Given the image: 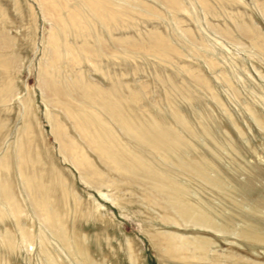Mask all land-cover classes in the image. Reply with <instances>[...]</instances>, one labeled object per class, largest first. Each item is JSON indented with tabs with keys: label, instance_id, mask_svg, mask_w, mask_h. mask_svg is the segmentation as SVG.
I'll return each mask as SVG.
<instances>
[{
	"label": "rangeland",
	"instance_id": "374dc122",
	"mask_svg": "<svg viewBox=\"0 0 264 264\" xmlns=\"http://www.w3.org/2000/svg\"><path fill=\"white\" fill-rule=\"evenodd\" d=\"M204 1L205 12L196 0H179L186 12L173 14L160 2L142 0L155 9L154 16L136 8L131 16H121L116 32H109V36L131 35L145 42L151 31H158L176 51L168 61L123 52L97 29L112 55L93 60L96 71L90 63H84L82 70L86 80H97L104 86L121 83L123 94L141 87L140 104L145 107L146 118L158 115L165 124L177 127L172 116L175 112L186 121L192 135L182 128L181 134L189 141L181 150L182 158L204 165L212 187L176 172L177 176L172 163L175 157L161 160L155 168L171 175L174 184L188 188L190 202L211 216L222 232L165 222L164 213L147 202L144 189L138 186L115 181L111 189L101 188V195L85 186L67 164L59 162L47 116H58L70 135L76 136L61 111L36 89L39 66L48 56L49 23L33 0H0V29L8 26L7 34L16 39L14 50L21 58L16 86L24 99L29 93L32 96L27 113L34 126L31 145L47 159L36 163L34 171H25V180L36 184L37 190L39 185L49 189L45 192L47 203L70 239L65 252L54 241L41 243V237L49 236L38 237L42 230L19 193V178L12 169H1L0 185L1 178L11 180L18 207L14 210L15 225L8 215L10 210L0 205V264H264V0ZM130 3L137 5L138 0ZM246 29L249 33L243 34ZM61 74L62 82L72 79L66 69ZM21 114L14 98L0 105V121L14 132L9 133L8 142L15 139V131L24 120ZM49 160L62 173L70 197L65 199L50 187L45 172ZM97 166L106 171L98 162ZM105 173L109 179L118 178ZM169 234L193 246L179 252L187 259L167 256L164 237ZM199 239L209 244L206 253L195 250L199 245L192 242ZM190 254L196 257L191 259Z\"/></svg>",
	"mask_w": 264,
	"mask_h": 264
},
{
	"label": "bare ground",
	"instance_id": "6f19581e",
	"mask_svg": "<svg viewBox=\"0 0 264 264\" xmlns=\"http://www.w3.org/2000/svg\"><path fill=\"white\" fill-rule=\"evenodd\" d=\"M153 1L160 2L170 13L186 12L179 0ZM33 2L44 17L43 20L49 23L48 56L39 66L38 73L40 70L41 72L36 82V89L50 105L61 111L63 118L67 120L72 133L76 136L74 138L70 135L69 128L59 120L58 116H47L50 135L57 145L56 154L60 156L59 162L67 164L76 172L85 186L96 190L101 195L100 189H111L115 181L127 186H138L144 189V198L147 202L164 213L162 219L165 222H181L185 226L222 232L223 230L215 224L211 216L209 217L205 214L206 212L204 213L202 209L190 202L188 188L181 184H174L171 175H163L155 168L161 160L163 162L169 160L168 157H175L174 161L171 158L170 160L175 164L173 170L177 176L179 174L192 177L212 187L211 178L208 179V170L204 165L189 163L186 158H182L181 150L185 149L189 142L181 134L182 128L186 134L192 135V131L185 127L186 121L175 112L172 116L177 122V127L165 124L158 115L149 114L146 118L143 113L145 107L140 104L141 87L132 89L127 87L129 90L123 94L121 83L104 86L97 80H86V71L82 70L84 63H90L94 66L92 70L96 71L93 60L107 57L110 52L109 44L107 45L105 40L99 37L97 29L109 36L111 30H117L121 26L119 22L121 16H127L132 10L136 11V8L137 11L148 12L154 16L155 9L143 4L142 0H138L137 5L131 4L130 0H33ZM196 2L205 12V1L196 0ZM30 6V17H32L33 8L32 5ZM3 23L6 22L3 21ZM6 27L3 26L0 29V105L14 98L24 120L16 129L15 139L11 142L7 139L12 129L10 131L7 129V124L0 121V170L10 171L12 169L13 174L19 178L17 184L19 193L27 206H30L32 218L42 230L38 237L45 235L50 237H41V243L54 241L53 243H57V246L59 245L65 252L69 250L68 241L70 239L61 226L62 224L60 225V218H57L54 211L51 212L52 208L50 209L47 203L46 193L49 189L44 185H39V190H37L36 184L30 183L28 179L25 180V171H34L37 168L36 163L39 164L40 161L47 159L38 153V148L35 149L33 144L31 145L34 138V126L31 122L33 119L30 121L31 117L28 118L27 113L31 106L30 97L32 96L29 97L31 95L29 93L28 97L26 96L27 99H24V94L21 95V91L16 86V78L22 65L21 58L14 50L16 39L10 38L11 35L8 36ZM210 28L213 29V26ZM242 33L248 34L249 31L246 29ZM109 39L123 52L139 53L159 61H168L170 54L176 52L172 43L162 37L158 31H151L145 42H139L131 35L128 37L109 36ZM109 55H112V50ZM62 69H66L68 74L72 75V79L62 82L59 79ZM102 76L108 79L106 74L102 73ZM26 87L29 90L28 86H25V89ZM153 106H157L156 103ZM51 160H49L50 166H46L45 169L50 178V187L59 191L60 195L66 199L70 195L63 175ZM97 162L106 170L105 172L116 174L118 178L115 180L107 178L106 173L97 166ZM72 199L77 200L75 195ZM1 204L10 210L8 215L16 225L14 210L18 205L12 193V182L9 179L1 178ZM22 231L26 233L24 228ZM164 238H166L164 240L167 256L178 261L187 259L179 252L188 251L193 246L189 247L187 242L178 235L169 234ZM194 241L192 243L199 245L194 247L195 250L202 253L207 252L209 244L206 240ZM73 245L76 246V244ZM194 255L191 259L196 257ZM77 264L80 263L77 261Z\"/></svg>",
	"mask_w": 264,
	"mask_h": 264
}]
</instances>
